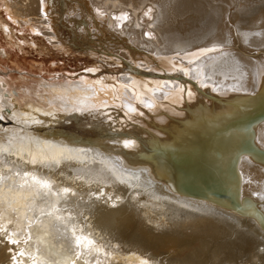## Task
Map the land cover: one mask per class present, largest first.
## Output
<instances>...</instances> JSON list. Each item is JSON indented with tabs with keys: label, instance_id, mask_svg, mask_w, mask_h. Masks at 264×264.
<instances>
[{
	"label": "bare ground",
	"instance_id": "bare-ground-1",
	"mask_svg": "<svg viewBox=\"0 0 264 264\" xmlns=\"http://www.w3.org/2000/svg\"><path fill=\"white\" fill-rule=\"evenodd\" d=\"M234 1L0 0V58L84 68L24 79L25 103L0 77V264H264V164L242 153L235 170L252 133L222 132L224 115L203 109L264 87V1L238 0L247 23L233 32ZM188 129L202 135L180 141L178 177L152 145ZM253 131L264 149V119Z\"/></svg>",
	"mask_w": 264,
	"mask_h": 264
},
{
	"label": "water",
	"instance_id": "water-1",
	"mask_svg": "<svg viewBox=\"0 0 264 264\" xmlns=\"http://www.w3.org/2000/svg\"><path fill=\"white\" fill-rule=\"evenodd\" d=\"M264 85V84H263ZM264 87L261 89H258V91H256L255 93L252 94H247L244 95L242 97L237 98V96L232 97V98H225V100H219L217 101V103H221L223 105H221L222 107L225 106V108H228L225 112L222 109L221 106H219L220 108H213L208 106V108H203L204 111L209 112V114L211 116H214L215 118H217L219 116V114H223L224 115V126H222V128H219V130H222V132H229L231 134L237 135V137L239 136L238 133L239 131L241 132L242 130H249L252 134L250 135V137L248 139H250V141L247 140L246 137H244V139L241 142L240 146L237 148L236 150V163H235V170L236 172H238L237 174L240 175L238 168L236 167V164L238 163V157L239 155H241L242 153H247L252 159L256 160V161H261L264 164V149H262L261 147L257 146L256 142L254 141L253 137H254V131H253V127L257 122H260L264 119V101H260V99L257 97L259 95H263L264 92ZM259 99V100H258ZM228 102V103H227ZM227 103V104H225ZM226 119V120H225ZM190 122V121H189ZM213 122H215V120H213ZM220 122H217V124H219ZM65 124L67 126H70L68 123L65 122ZM188 124V122H183L180 125H175L173 124H169V126H163L165 128V130L167 131V129L171 132L177 131V129H179V127H184ZM212 126V125H209ZM163 129V128H162ZM200 130H203L204 128L200 127L198 128ZM205 130H207V128H205ZM164 131V130H163ZM185 132H188L185 133ZM191 132H193V129H188L187 131H182L180 130V135L178 138L179 142H175L174 144L167 146L166 145H162L160 143V141H155V144H153V157L155 156V153H159L158 149L160 148L162 152H164L165 157L163 158V162H165L166 164H168L169 168H171V170L173 172L176 173V175L178 177L180 176V169H178L177 167H175L174 163H172V161H174L175 163H181L185 160L186 155L188 154L187 152H183V150H181V146L179 145L180 141H184L186 138H194L195 140L199 139L201 134L194 135V134H190ZM201 132V131H200ZM199 132V133H200ZM183 137H186L185 139H183ZM240 137V136H239ZM247 141L249 142V145L246 146L244 144L247 143ZM206 141L202 140V148H203V153H204V158L206 159L207 156V152H206V148L207 145L205 143ZM193 148L196 150H198L199 148V144L198 145H194ZM193 152V151H191ZM206 155V156H205ZM259 158V159H257ZM164 177V176H163ZM161 178L163 181H165V183H171V187L178 192L181 193H185L188 195H192L195 197H203L207 200H209L207 197H211L213 199H215V201H218L219 203H222V205H226L227 207H229L230 209H233L235 211H240V205L239 203L234 204L233 202L225 203L222 201L221 197H217L216 195H208L207 193H205L202 190H195L194 188L191 189V187H178L172 184L171 180H165L164 178ZM207 179V178H202ZM175 187V188H174ZM214 203V201H212ZM242 208V207H241ZM257 214H259L258 209H256V207H251V209H249ZM261 219L264 220V218L261 216Z\"/></svg>",
	"mask_w": 264,
	"mask_h": 264
},
{
	"label": "rangeland",
	"instance_id": "rangeland-1",
	"mask_svg": "<svg viewBox=\"0 0 264 264\" xmlns=\"http://www.w3.org/2000/svg\"><path fill=\"white\" fill-rule=\"evenodd\" d=\"M231 3H232L231 5L232 6L234 5L235 7L231 11L232 15H229L230 23L227 22V19L225 21L223 18L224 23H226L225 30L238 32V31H241V29H242L238 25L239 24L243 25V24H246L247 22L243 21L242 20L243 18L239 19L240 16L236 17V14H237L236 10L239 7V1L235 0L234 2H231ZM1 15H3L6 18L5 14H1ZM0 33H1L0 34V43H2V45H4L5 44V40H4L5 38H4V35L1 31H0ZM9 51L11 52L10 53V59H6L4 57L0 58V72L2 73V74L0 73V77L4 78V77H2L3 74H4L3 76H5L7 78L9 77L8 79L10 80V84L12 85L11 86L9 84L10 87L12 89H14L15 92L19 91L21 93V95L19 97H21V99L24 101V103L27 100V98H24L25 96H27L25 93V92H27V90L25 88V86H27V85L24 82V79H26V80H28V79L42 80L43 82H47V81L48 82H51V81L52 82H63L64 78H69L71 76H74V74L76 75L79 71L80 72L84 71L83 70L84 68H80L77 63L75 64V63H73L67 59L66 60L54 59V58L40 56L36 53L23 54L17 50H11V49H9ZM11 59L15 60L16 64H13L11 62ZM36 61L39 62V65H35ZM33 63H35V64H33ZM55 64H56V66H55ZM73 80H77V79H73ZM69 81H72V80H69ZM20 82H21V85H20ZM31 85H29V86L31 87ZM192 241L194 242L195 240H192ZM203 248H204V250H203L204 253L202 255H204L206 260L211 261L213 259L212 253H211L212 252L211 250H213V247H211L209 245L208 247H206V248L203 247ZM210 248H212V249L210 250ZM210 253H211V255H208Z\"/></svg>",
	"mask_w": 264,
	"mask_h": 264
},
{
	"label": "snow or ice",
	"instance_id": "snow-or-ice-1",
	"mask_svg": "<svg viewBox=\"0 0 264 264\" xmlns=\"http://www.w3.org/2000/svg\"><path fill=\"white\" fill-rule=\"evenodd\" d=\"M147 35V34H146ZM126 143V146H127V142H125ZM64 191L65 192H68L69 191V189H64ZM13 243H15V241H13Z\"/></svg>",
	"mask_w": 264,
	"mask_h": 264
}]
</instances>
